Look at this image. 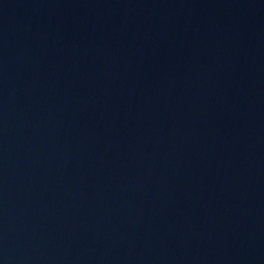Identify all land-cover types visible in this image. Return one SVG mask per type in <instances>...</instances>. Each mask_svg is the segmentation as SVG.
Here are the masks:
<instances>
[{"label": "water", "instance_id": "water-1", "mask_svg": "<svg viewBox=\"0 0 264 264\" xmlns=\"http://www.w3.org/2000/svg\"><path fill=\"white\" fill-rule=\"evenodd\" d=\"M0 264H264V0H0Z\"/></svg>", "mask_w": 264, "mask_h": 264}]
</instances>
